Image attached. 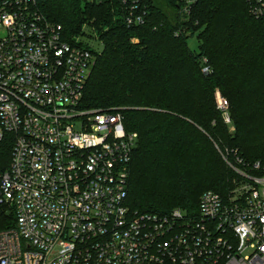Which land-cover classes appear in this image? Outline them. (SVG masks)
<instances>
[{"label":"built area","instance_id":"built-area-1","mask_svg":"<svg viewBox=\"0 0 264 264\" xmlns=\"http://www.w3.org/2000/svg\"><path fill=\"white\" fill-rule=\"evenodd\" d=\"M121 1L128 24H143L141 0ZM247 2L264 16V0ZM95 63L37 0H0V140L15 135L0 202L16 212L0 264H264V172L228 162L242 178L226 195L203 192L193 213L130 208L139 134L120 110L81 107ZM217 108L234 131L220 91Z\"/></svg>","mask_w":264,"mask_h":264},{"label":"trees","instance_id":"trees-1","mask_svg":"<svg viewBox=\"0 0 264 264\" xmlns=\"http://www.w3.org/2000/svg\"><path fill=\"white\" fill-rule=\"evenodd\" d=\"M185 1L141 0L144 23L129 25L121 0H37L70 43L91 47L88 37L103 45L94 49L81 107L120 110L138 132L133 211H197L203 192L226 195L242 178L228 162L264 172V16L253 15L247 0H193L186 8ZM194 36L198 50L188 42ZM217 91L230 102L234 131ZM14 139L6 132L0 140V197ZM15 226L14 207L0 202V230Z\"/></svg>","mask_w":264,"mask_h":264},{"label":"rangeland","instance_id":"rangeland-1","mask_svg":"<svg viewBox=\"0 0 264 264\" xmlns=\"http://www.w3.org/2000/svg\"><path fill=\"white\" fill-rule=\"evenodd\" d=\"M82 40L86 41V43L88 42L90 44L91 48H93V49H96L98 51H101L103 49V45L98 41L97 38L83 37ZM188 42H189V45L192 49L198 50L199 42H198V39L196 38V36L190 37Z\"/></svg>","mask_w":264,"mask_h":264}]
</instances>
